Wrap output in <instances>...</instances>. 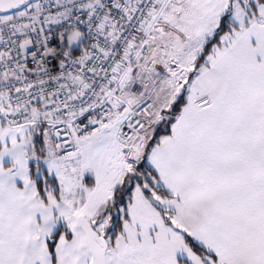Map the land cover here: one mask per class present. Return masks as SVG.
I'll use <instances>...</instances> for the list:
<instances>
[{"label":"snow or ice","instance_id":"snow-or-ice-1","mask_svg":"<svg viewBox=\"0 0 264 264\" xmlns=\"http://www.w3.org/2000/svg\"><path fill=\"white\" fill-rule=\"evenodd\" d=\"M0 264H264V0H0Z\"/></svg>","mask_w":264,"mask_h":264}]
</instances>
